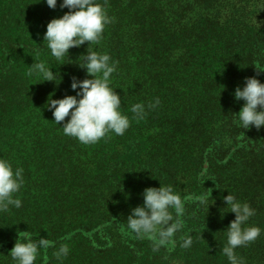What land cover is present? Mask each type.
I'll return each instance as SVG.
<instances>
[{
  "label": "trees",
  "instance_id": "16d2710c",
  "mask_svg": "<svg viewBox=\"0 0 264 264\" xmlns=\"http://www.w3.org/2000/svg\"><path fill=\"white\" fill-rule=\"evenodd\" d=\"M60 2L0 0V158L22 167L25 180L15 194L22 206L0 213V264H14L8 253L25 231L53 242L36 264H57L60 244L70 247L63 264H228V192L255 209L248 225L264 229V126L233 120L243 105L235 89L247 77L264 83V0H107L113 20L89 47L118 62L110 86L131 123L90 145L65 136L46 107L49 94L75 95L73 77L91 78L77 64L87 42L57 60L43 41L47 23L68 11ZM37 60L61 82L29 76ZM155 97L157 108L131 119L133 103ZM160 184L212 204L187 201L176 246L154 252L126 219L143 190ZM235 251L245 264H264V231Z\"/></svg>",
  "mask_w": 264,
  "mask_h": 264
},
{
  "label": "clouds",
  "instance_id": "9594fccd",
  "mask_svg": "<svg viewBox=\"0 0 264 264\" xmlns=\"http://www.w3.org/2000/svg\"><path fill=\"white\" fill-rule=\"evenodd\" d=\"M52 9L57 7V0H43ZM105 0L104 4L98 0H61L59 7L67 8L59 18L51 19L46 25L43 41L52 57L57 60L68 57V50L79 48L85 42L88 46L86 53L79 56L78 66L86 71L91 78L78 80L71 79L70 88L75 95H65L60 99H52L54 93L49 94L46 107L51 111L54 123L65 136L74 138L84 145L95 144L110 134L122 136L130 127L131 120L121 111V96L110 86L112 74L117 72L118 62L109 54L93 50L89 45H99L105 27L113 20L108 15ZM45 61L37 60L29 67L28 75H38L41 82L49 81L59 84L61 77L50 70ZM234 98L242 100L243 105L235 114L234 121H238L242 129L255 127L259 130L264 126V83L255 77H247L244 86L237 87ZM160 105L159 97L151 102L133 103L130 106L132 120H143L148 111ZM259 108V110H258ZM68 117L65 122V118ZM24 169L13 168L12 163L0 158V213H7L11 208H20L21 199L16 196L25 184ZM143 205L131 209L126 219V227L137 239L152 241V250L158 251L161 247L176 246L175 235L184 228L182 219L187 201L198 202L208 209V200L204 194H185L183 197L172 185L148 187L143 190ZM223 201L228 211L235 214L227 229L224 231L226 242L221 248L222 255L227 258L228 264H245L242 257L237 256L238 247L247 246L255 241L264 229L258 226H249V219L255 215L247 202H241L228 192ZM192 245L191 234L182 239L180 247L188 249ZM53 247L49 239L39 240L28 238L24 232V239L16 240L8 253L14 264H36L41 249ZM70 253L68 244H60L52 256L57 264H63Z\"/></svg>",
  "mask_w": 264,
  "mask_h": 264
}]
</instances>
